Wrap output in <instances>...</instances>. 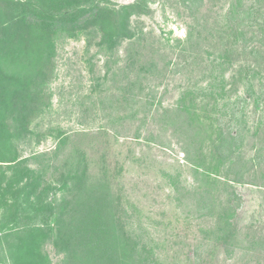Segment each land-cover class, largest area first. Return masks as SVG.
Segmentation results:
<instances>
[{"label":"rangeland","instance_id":"1","mask_svg":"<svg viewBox=\"0 0 264 264\" xmlns=\"http://www.w3.org/2000/svg\"><path fill=\"white\" fill-rule=\"evenodd\" d=\"M95 2L0 0V264H264V0Z\"/></svg>","mask_w":264,"mask_h":264},{"label":"trees","instance_id":"2","mask_svg":"<svg viewBox=\"0 0 264 264\" xmlns=\"http://www.w3.org/2000/svg\"><path fill=\"white\" fill-rule=\"evenodd\" d=\"M41 2H42L41 3L42 6L47 7V12H41L38 13V15H36L37 16L36 24L39 25V28L44 30H52L54 28V27L52 28L53 22L57 23V21H61L65 19L67 21H70L71 19L73 21H76L79 16L85 14H91L92 20L101 19L102 21L108 17L107 16L108 14H112L114 18H116L115 17L116 13L117 16L119 15V11L112 13L113 12L112 10H109L107 7L101 6L99 3H96L95 0H41ZM46 13L48 15H45ZM120 15L124 16L126 19L128 17L127 12L125 10L124 13ZM41 19H42V25L40 27ZM16 29L18 30V28ZM17 30L9 34L11 39H14L15 36L21 37ZM123 36L127 37L126 32H124ZM7 81L8 79L0 76V91L2 90V87L5 86ZM13 91H14V95L11 96L9 104L13 108H16L19 105V103L17 104L18 101L17 98H19V94L17 93L18 88L14 89ZM6 134L9 135V133ZM16 161L17 160L14 159L8 161L9 163H11L8 166L13 165Z\"/></svg>","mask_w":264,"mask_h":264}]
</instances>
